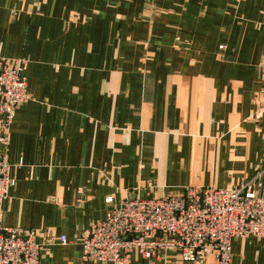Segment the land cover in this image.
<instances>
[{
	"label": "crops",
	"instance_id": "obj_1",
	"mask_svg": "<svg viewBox=\"0 0 264 264\" xmlns=\"http://www.w3.org/2000/svg\"><path fill=\"white\" fill-rule=\"evenodd\" d=\"M0 57L21 61L27 92L0 142V224L35 231L39 264H97L78 238L108 197L227 188L264 166V0H0ZM230 252L264 264L261 238Z\"/></svg>",
	"mask_w": 264,
	"mask_h": 264
},
{
	"label": "built area",
	"instance_id": "obj_2",
	"mask_svg": "<svg viewBox=\"0 0 264 264\" xmlns=\"http://www.w3.org/2000/svg\"><path fill=\"white\" fill-rule=\"evenodd\" d=\"M264 103V61L261 66ZM27 99L21 61L0 57V142L7 145L17 108ZM236 187L186 186L180 194L143 198L133 196L114 203L105 199V217L82 229L80 258L97 264H126L132 252L148 261L168 251L187 263L210 256L216 264H231V242L255 235L264 239V198L256 193L264 169ZM11 165L0 154V202L9 195ZM263 179V181H262ZM60 244H66L64 235ZM40 246L34 230L0 224V264H39Z\"/></svg>",
	"mask_w": 264,
	"mask_h": 264
},
{
	"label": "rangeland",
	"instance_id": "obj_3",
	"mask_svg": "<svg viewBox=\"0 0 264 264\" xmlns=\"http://www.w3.org/2000/svg\"><path fill=\"white\" fill-rule=\"evenodd\" d=\"M263 169H264V166L259 168L251 177H249L247 179H242L241 181H243V180H252V182L255 183V178L257 176L261 175V172H262L261 170H263ZM262 181H263V179H262ZM237 185L238 184H236L235 186H232V187H236ZM263 187H264V182H263V186L261 188L256 189L255 191H256L257 194L261 195L264 198V195L261 193V190L263 189ZM247 236H255V235H247ZM244 237H246V236H244ZM255 237H258V236H255ZM240 238H243V237H240ZM258 238H260V237H258ZM235 239H233V240H235ZM261 239H263V238H261ZM233 240H232V242H233ZM232 242H231V244H232Z\"/></svg>",
	"mask_w": 264,
	"mask_h": 264
}]
</instances>
